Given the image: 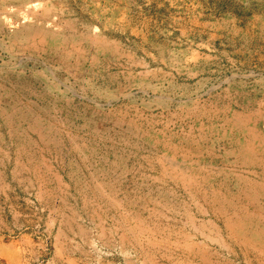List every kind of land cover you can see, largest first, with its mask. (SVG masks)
<instances>
[{"label": "rangeland", "instance_id": "obj_1", "mask_svg": "<svg viewBox=\"0 0 264 264\" xmlns=\"http://www.w3.org/2000/svg\"><path fill=\"white\" fill-rule=\"evenodd\" d=\"M0 264H264V0H0Z\"/></svg>", "mask_w": 264, "mask_h": 264}]
</instances>
